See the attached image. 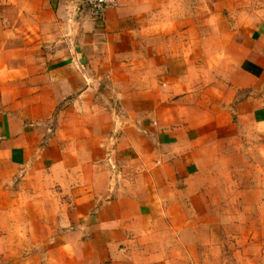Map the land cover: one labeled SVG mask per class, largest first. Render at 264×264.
Returning <instances> with one entry per match:
<instances>
[{
  "label": "crops",
  "instance_id": "0c3cea01",
  "mask_svg": "<svg viewBox=\"0 0 264 264\" xmlns=\"http://www.w3.org/2000/svg\"><path fill=\"white\" fill-rule=\"evenodd\" d=\"M116 1L0 0L1 264H189L264 148V0Z\"/></svg>",
  "mask_w": 264,
  "mask_h": 264
},
{
  "label": "rangeland",
  "instance_id": "374dc122",
  "mask_svg": "<svg viewBox=\"0 0 264 264\" xmlns=\"http://www.w3.org/2000/svg\"><path fill=\"white\" fill-rule=\"evenodd\" d=\"M262 147L259 141L245 137L227 145L229 151L215 173L225 182L221 195L217 193L212 202L211 215L195 220L194 232L185 235L194 246L189 264H264ZM4 252L0 251V264ZM186 256L179 251L181 264H186Z\"/></svg>",
  "mask_w": 264,
  "mask_h": 264
},
{
  "label": "built area",
  "instance_id": "2783aa9c",
  "mask_svg": "<svg viewBox=\"0 0 264 264\" xmlns=\"http://www.w3.org/2000/svg\"><path fill=\"white\" fill-rule=\"evenodd\" d=\"M89 15L95 21H100L106 12L118 6L116 0H84Z\"/></svg>",
  "mask_w": 264,
  "mask_h": 264
}]
</instances>
